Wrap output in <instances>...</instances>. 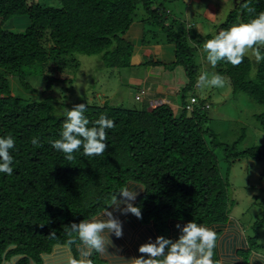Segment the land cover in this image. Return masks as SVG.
<instances>
[{
    "label": "trees",
    "instance_id": "1",
    "mask_svg": "<svg viewBox=\"0 0 264 264\" xmlns=\"http://www.w3.org/2000/svg\"><path fill=\"white\" fill-rule=\"evenodd\" d=\"M55 1L56 5H43L35 0H0V137L11 135L15 142L10 149L13 174L0 173V264L17 255L23 257L18 264H39L41 254H50L55 248L71 247L76 254L78 241L65 226L100 215L113 196L129 183L144 188L136 189L139 195L134 201V206L141 209L142 219L129 213L122 222L123 229H140L138 243L153 235L170 238L171 221L186 224L195 220L208 228H222L229 221L230 160H262L264 147L235 152L234 147L226 146L229 164L221 175L214 153L221 144L202 123V111L209 108L192 94L198 67L195 56L198 50L202 51L204 42L219 31L236 22H247L250 15L245 4L255 13L264 12V0H236L224 22L213 34L204 36L192 29L183 36L162 20L153 19L159 6L152 9V0ZM137 5L162 29L164 41L174 46L175 60L169 66L182 67L187 78V84L179 91L180 107L174 110L160 105L147 111L118 108L106 101L102 105L76 102L69 110L84 103L89 121L104 114L114 121L115 127L106 130L108 147L103 155L85 156L81 149L74 153L75 159L68 161L50 144L60 137L64 109L58 114V104L49 98L26 101L12 97L5 75L14 74L21 82L28 75L41 77L50 90L56 82L67 80L46 75L48 63H62L74 53L102 54L105 60L116 54V60L102 65L130 67L127 58L132 54L131 44L123 36L132 25ZM15 16L28 18L25 31L15 33L2 28ZM45 43L49 46L44 47ZM261 52L264 54V48ZM204 60L207 63L205 54ZM252 63L246 56L238 66L220 61L213 72L228 80L233 94H245L264 107V61ZM253 67L255 73L251 76ZM191 96L197 98V104L189 112L185 107ZM256 119L264 125V112ZM34 137L39 138L37 146L31 142ZM116 215L120 216L118 212ZM53 230L56 235L49 236ZM127 239L111 236L112 246L102 255L105 264H128ZM70 240L75 243L69 245ZM250 251L247 247L239 252L244 262ZM95 255L93 264L100 261Z\"/></svg>",
    "mask_w": 264,
    "mask_h": 264
},
{
    "label": "rangeland",
    "instance_id": "2",
    "mask_svg": "<svg viewBox=\"0 0 264 264\" xmlns=\"http://www.w3.org/2000/svg\"><path fill=\"white\" fill-rule=\"evenodd\" d=\"M35 1L43 5H56L55 0ZM235 1L193 0L190 5H187L183 0H152L151 8L156 9L159 6L153 19L162 20L165 26L173 28L183 36L186 33L184 25L188 21L200 30L201 36H204L213 34L224 22L227 13L234 8ZM164 11H168V14ZM27 26L26 16H15L10 18L2 28L17 33L25 31ZM189 28L191 27H187ZM123 37L131 44L130 54H132L130 59L127 58L130 67L116 68L102 65V63L108 65L114 59L116 60V54L113 58L105 60L102 54L87 56L74 53L64 58L62 63L56 61L52 66V62H49L44 72L46 75L52 74L54 78L67 81L56 82L50 90H47L46 83L41 77L28 75L21 82L16 75L8 74L5 75L8 90L12 97L20 100L42 101L49 98L50 101L58 104L60 110L57 112L62 114L64 111H61L62 109H69L71 105L82 100L96 105H101L104 100L109 105L118 108L143 109L142 101H136L135 95L142 90L147 91V88H153L147 84V77L156 74V72L147 73V70L152 67L161 69L163 72L166 69L167 76L159 77L160 86L163 89L181 90L187 84L183 68L179 66L170 68L169 65L174 61L167 63V60L164 63L159 52L156 62L163 63V66L147 65L145 67L135 62L138 56L134 58V53L139 51V46L171 45L173 48L172 44L164 41L165 34L162 29L149 19L147 11L140 5L136 6L132 16V25ZM155 41L159 42L155 43ZM43 45L44 47L49 46L48 43ZM246 57L254 64L257 63L251 54ZM204 61V53L198 50L195 56V63L198 67L193 90L202 104L209 105L208 110L202 111L205 115L202 123L204 128L212 132L215 140L221 144V147L217 148L214 153L219 171L224 176L229 164L226 161V146L234 147L235 152H243L253 147H264V125L256 119L257 116L263 114L264 107L256 104L245 94H233L226 78H224L225 85L220 88L198 87L199 75L205 71L209 73L214 71L213 66L207 69L209 63L204 64ZM203 64L205 66L202 67ZM254 73L253 67L251 76ZM175 97L180 107V95L177 94ZM60 104L65 105L64 108L60 107ZM230 163L231 167L228 172L229 219L233 220L242 231L247 247L251 250L250 253L264 256V248L258 247L264 246V158L262 160L240 158L230 160Z\"/></svg>",
    "mask_w": 264,
    "mask_h": 264
},
{
    "label": "clouds",
    "instance_id": "3",
    "mask_svg": "<svg viewBox=\"0 0 264 264\" xmlns=\"http://www.w3.org/2000/svg\"><path fill=\"white\" fill-rule=\"evenodd\" d=\"M250 18L247 22H236L228 28L221 30L203 44L202 52L207 62L215 67L218 62L226 61L233 66L243 62L245 56L251 54L257 63L264 61V12L255 13L253 8L244 5ZM225 85V79L218 73H201L197 80V86L220 88ZM87 105L76 104L72 109L64 108V121L60 137L51 140V146L65 155V159H75L74 153L83 149L85 156H99L107 150V129L115 127L114 121L101 114L95 121H89L85 116ZM90 123L92 124L89 127ZM34 146L39 144V138L31 140ZM15 147L11 135L0 137V173L13 174V157L10 149ZM136 189L144 190L142 185L129 183L122 187L112 198V202L99 216L84 218L79 223H71L65 226V230L76 237V254L71 247L63 248L62 264H93L94 254L104 255L112 246L111 236L122 238V221L114 215L131 213L138 219H142L140 207L134 206V201L139 195ZM117 197H120L119 199ZM109 209H112L111 211ZM180 235L176 240L157 236L153 242L139 246L138 257L128 259V264H220L213 260L217 236L214 230L198 224L195 220L185 225L177 224ZM56 235L53 230L49 236ZM69 245L75 241H69ZM23 257H12L10 264H18ZM40 259L44 264H49L51 257L44 253ZM264 261V257H255Z\"/></svg>",
    "mask_w": 264,
    "mask_h": 264
},
{
    "label": "crops",
    "instance_id": "4",
    "mask_svg": "<svg viewBox=\"0 0 264 264\" xmlns=\"http://www.w3.org/2000/svg\"><path fill=\"white\" fill-rule=\"evenodd\" d=\"M183 1H185L187 3V5L188 4L190 5L193 0H183ZM164 13L168 14V11H166V12L164 11ZM200 14H202V12H200ZM186 17H187V15H186ZM27 20H28V18H27ZM188 22H186V24L184 25L185 30L187 31L188 30L187 27H191L189 29H192L197 34H199L200 30L196 29L197 27H195V25L193 23H188ZM28 25H29V21H28ZM138 48H139V51H135V53H134L135 57L134 58H136V56H138V58H136L135 62L138 63L137 65H139V66H145L146 67L149 63L156 62V58H157L156 56H157L158 52L160 53L161 57L164 59V61H163L164 63H166L165 61H167V60H168L167 63H171L172 61L175 60L174 52H173L174 46H173V48H171V45H166V46L160 45L159 47H156V46H153V47L152 46H139ZM140 52L142 54H140ZM144 56L146 58H144ZM135 62L133 61V64L136 65ZM160 70L161 69L153 68V67L150 70H147V73L156 72V74L150 75L147 77L148 86L153 87V88H151V89L147 88V91H145L143 98L140 100V101H142L143 109L150 111V110L154 109V108H152V106L156 107V106L162 104V105H168L169 107H171L174 110H178L179 105L177 103V99L175 96L177 94H179L180 90L172 89V91H170L169 88H165V89L161 88V86H160L161 82L159 80V77L162 76V78H163L164 75L167 76V73H166V69H165V72H163V70H161V71ZM192 94H194V90H193ZM104 102L105 101L102 100V104ZM158 102H160V103H158ZM217 106L218 105H216V107ZM109 210L111 211L112 209H109ZM114 215H116V212L114 213ZM124 216L125 215H120L117 217L123 222L124 221L123 219L126 217V216L125 217ZM178 223L181 224L182 226L185 225L181 221H171L168 224L170 239H172V240H176L180 235V231L176 228V225ZM122 225H123V223H122ZM209 228L214 230L216 233V236H217L215 252L213 255L214 261H219L220 264H245V263L246 264H264V261L259 260V259H254V256L255 257H264L262 254L250 253L246 257L247 261H245V262L243 260V256L239 255V252L246 250V248H247L246 247V239H245L244 235L242 234V231L239 229V227L236 225V223L233 220L230 221V219H229L228 223L225 224L222 228L221 227L218 228L217 226H214V227L212 226ZM130 231L131 230H127V228L123 229L122 238H124V239L128 238L126 240L125 251H126V254H128L129 258L138 257L141 255L138 252L139 246L143 243L148 242L149 240L148 241H142V242L138 243L136 238L138 236V232L140 231V229H136V232H132V231L130 232ZM150 239L154 242L156 239V236L153 235V237ZM64 248H67V247H64ZM62 249L63 248H57V249L55 248L50 254H48L51 257L49 264H62V260H61V256H62L61 250ZM122 252H124V250ZM95 256H97L98 259L100 260L99 263H95V264H105V259L103 258L102 255L97 254ZM119 257L123 258L124 256H119ZM11 259L4 261L2 264H10ZM29 264H34V263L30 262ZM40 264H44V262L41 260ZM109 264H114V263L110 261Z\"/></svg>",
    "mask_w": 264,
    "mask_h": 264
},
{
    "label": "built area",
    "instance_id": "5",
    "mask_svg": "<svg viewBox=\"0 0 264 264\" xmlns=\"http://www.w3.org/2000/svg\"><path fill=\"white\" fill-rule=\"evenodd\" d=\"M144 94H145V91H143V90L140 91L137 95H135V100L136 101H140L143 98ZM158 103H160V102H158ZM196 104H197V98L195 96H191L190 99H189V102L186 104L185 109L190 112V111H192L193 106L196 105ZM158 106H160V105H158ZM158 106H156V107H158ZM156 107L155 106H152V108H156ZM205 108L208 109L209 108V105L206 104L205 105Z\"/></svg>",
    "mask_w": 264,
    "mask_h": 264
}]
</instances>
